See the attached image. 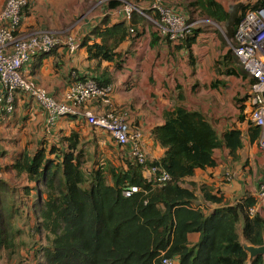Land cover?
Segmentation results:
<instances>
[{
	"label": "trees",
	"instance_id": "1",
	"mask_svg": "<svg viewBox=\"0 0 264 264\" xmlns=\"http://www.w3.org/2000/svg\"><path fill=\"white\" fill-rule=\"evenodd\" d=\"M146 1L148 6L151 0ZM106 2L110 8L123 5L120 0ZM163 2L180 12L168 0ZM191 5L219 24H225L229 17L217 0H192ZM247 8L243 7L242 13ZM136 16H141V22L147 19L135 14L131 23L122 20L104 29L96 27L82 37L89 58L113 61L118 57L120 62L121 55L116 49L139 33ZM108 21V17L103 19L105 24ZM192 37L181 44L170 43L182 45ZM97 38L101 42H96ZM229 57L231 67L225 73L247 79L246 92L235 97L242 110L252 80L246 70L234 63L238 57L235 54ZM223 64L224 61H218L219 72H224L220 71ZM104 76L106 79L102 81L99 77V81L109 84ZM214 84L218 86L220 81ZM152 133L167 149L160 160L153 161L170 175L163 186L145 176L143 166L136 162L127 170L111 168L112 181L105 165L86 169L87 160L75 131L62 137L60 144L45 142L34 152L26 149L13 163L0 167V172L12 171L17 178L24 179V184L17 187L0 178V251L15 250L16 234L22 233L15 226V217L23 205L25 214L35 220L29 231L46 239L42 254L45 264H161L164 256L177 264H247L249 254L238 226L242 223V237L247 243L255 246L264 243V216L249 213L256 198L246 197L209 211L199 205L195 190L183 185L196 169L215 164V149L226 147L236 157L244 144L242 130L235 127L220 133L202 112L179 105L165 112V122ZM249 133L254 142L259 139L260 128L250 125ZM131 186L140 190L124 196L123 191ZM21 188L27 201L21 200L18 205L16 194ZM201 191L207 201H223L222 196L213 194L208 187L203 186ZM193 233L200 236L197 243L189 239ZM251 264H264L263 256H256Z\"/></svg>",
	"mask_w": 264,
	"mask_h": 264
},
{
	"label": "crops",
	"instance_id": "2",
	"mask_svg": "<svg viewBox=\"0 0 264 264\" xmlns=\"http://www.w3.org/2000/svg\"><path fill=\"white\" fill-rule=\"evenodd\" d=\"M73 1L78 4L76 9L82 10L83 15L84 0ZM131 1L137 4L144 2L147 7L146 0ZM217 1L228 11L235 3L241 2L247 8L263 0ZM5 2L0 0V10ZM168 3L194 21L189 16L188 8L177 6L175 0H168ZM66 4L65 0H30L19 33L27 34L36 29L57 30L67 25L69 19L62 17L63 11L59 10L61 7L64 10ZM105 17L109 19L108 24L103 23ZM140 17L136 16L139 19L136 27L139 33L116 49L117 54L121 55L120 62L118 57L113 61L91 59L87 47L81 42L82 37L96 27L104 29L123 20L120 7L110 8L105 1L93 18H84L76 25L75 33L79 36L76 51L59 47L49 54L37 56L30 64L32 77L50 95L59 98L74 81L84 80L94 74L104 81L105 74L113 85V98L117 107L127 112L132 126L143 131V144L152 161L160 160L167 150L155 139L152 131L165 122V112L176 106L182 105L188 110L202 112L220 133L240 128L244 144L236 157L226 147L215 149V164L196 169L193 176L185 178L183 185L194 189L199 205L209 211L233 205L246 197L258 198L259 186L264 182V150L259 147L258 140L251 141L250 124L239 108L241 105L235 100L239 96L238 92H246L247 79L243 75L225 73L231 67L229 54L234 53L229 47H222L216 33L222 36L223 33L217 29L209 34L195 31L187 43L173 45L161 37L153 22L146 18L147 21L141 22ZM95 41L101 42V39ZM218 61H224V66H220V71L224 72H219ZM216 80L220 81L218 86L214 84ZM86 108L98 111L103 107L95 100L88 102ZM47 117L43 107L26 92L16 93L12 112L6 109L5 101H0V149L6 154L9 164L24 150L34 152L45 142L49 145L60 144L62 137H68L74 131L79 133L86 160L92 158L96 169L105 165L110 181L111 168L127 170L133 162L128 148L119 146L105 130L93 129L82 117L61 116L51 129L47 128ZM87 146H90V151ZM99 157L103 158L102 162L97 159ZM143 173L147 176L145 169ZM228 174L231 176L229 181L226 179ZM203 186L211 189L213 194L222 196L223 201L215 203L205 200L201 191ZM242 229L240 223L238 232L241 241L251 245L242 237ZM199 237L198 233L189 235L193 243H197ZM254 258L249 254L247 264H251Z\"/></svg>",
	"mask_w": 264,
	"mask_h": 264
},
{
	"label": "built area",
	"instance_id": "3",
	"mask_svg": "<svg viewBox=\"0 0 264 264\" xmlns=\"http://www.w3.org/2000/svg\"><path fill=\"white\" fill-rule=\"evenodd\" d=\"M29 4V0H6L0 10V101H5L6 109L9 112L14 110L16 93L23 91L47 112L48 129L61 116L82 117L94 129L108 132L119 146L128 148L132 161L141 164L147 177L156 185H165L170 179L169 173L149 158L143 144V131L130 124L126 111L119 110L113 98L111 83L101 84L97 74H94L84 80L74 81L62 97L55 98L35 81L30 67L33 59L59 47H68L74 52L79 45V36L65 29H36L27 34L19 33L24 9ZM120 13L127 23L132 22L135 14L145 16L155 24L161 37L173 44H181L192 37L193 30L201 22L188 21L185 14L166 6L163 0H151L146 8L127 1L120 7ZM130 31L135 32L132 27ZM228 41L230 50L241 61L252 80L242 112L250 125L260 128L258 144L264 150V0L243 13L241 11L234 36ZM95 100L103 108L98 111L87 110L86 104ZM226 179L229 181L231 176L228 174ZM139 190L138 186H131L123 191V195L129 197ZM256 200L249 207V213L264 216V182L259 186ZM161 264L176 262L164 256Z\"/></svg>",
	"mask_w": 264,
	"mask_h": 264
},
{
	"label": "rangeland",
	"instance_id": "4",
	"mask_svg": "<svg viewBox=\"0 0 264 264\" xmlns=\"http://www.w3.org/2000/svg\"><path fill=\"white\" fill-rule=\"evenodd\" d=\"M106 0H84V10L83 15L81 13L82 10H77L78 4L74 2L73 0H65L67 3L64 10L62 7L59 9L60 11H63V16L69 19L68 24L63 25L62 28H58L57 30H67L70 33H75L78 23L81 20L93 18L96 13L98 12V9L102 7V4ZM123 4H125L127 1L131 0H120ZM177 1V5L181 8L185 9L188 8L192 14L189 16L194 21H201L199 24L196 25L197 29L202 34H209L210 32L214 33L217 29L218 31H221L223 33V36L219 33H216L218 39L221 41V45L224 49H226V46L229 47V41L230 39L227 35V32L224 29V24H219L213 19L209 18L207 15L203 14L202 11H197L195 9V6H192V0H175ZM81 3V2H80ZM181 3V4H179ZM184 3V4H183ZM139 5L143 8H146L143 3H139ZM28 7L24 9V11H27ZM59 16L61 14L58 13ZM85 18V19H84ZM151 22V21H150ZM217 24H219L222 28L218 27ZM77 25V26H76ZM202 27V28H198ZM223 40V41H222ZM206 43V42H204ZM230 50V48H229ZM232 54V53H231ZM239 68H243L244 66L241 63L239 59H235L234 62ZM245 70V69H244ZM240 93V92H238ZM94 129V128H93ZM1 138V133H0ZM88 150L90 151V146H87ZM98 160L103 161L102 157L97 158ZM94 160L92 158H89V161H86L85 168L91 169L95 168L94 166ZM9 164L8 159L6 158V154L2 152L0 149V167H4L5 165ZM8 179L11 183H13L17 187H21L22 184H24V179L17 178L15 176V173L10 172H0V178ZM110 181V179H109ZM23 188H21L20 192L16 194V202L18 205H20L21 200H25V203L27 201ZM21 212H18L15 217L16 224L15 226L22 230V233H17L15 238V250L11 252V249L8 250H1L0 251V264H45L44 258H43V247L46 245V239L43 235L39 233H32L29 231V228L35 225V220L33 217H28L25 214L26 207L23 205H20ZM176 262V261H175ZM177 264V262H176Z\"/></svg>",
	"mask_w": 264,
	"mask_h": 264
},
{
	"label": "water",
	"instance_id": "5",
	"mask_svg": "<svg viewBox=\"0 0 264 264\" xmlns=\"http://www.w3.org/2000/svg\"><path fill=\"white\" fill-rule=\"evenodd\" d=\"M242 8H243V4L241 2L232 4L229 7L228 10L229 17L224 24V29L227 32V35L230 39H232L234 36L235 25L237 23V20L239 19ZM217 26L222 28L219 24H217ZM244 249L248 252V254L251 255V257H256L258 255H261L264 258V243L259 246L244 244Z\"/></svg>",
	"mask_w": 264,
	"mask_h": 264
}]
</instances>
